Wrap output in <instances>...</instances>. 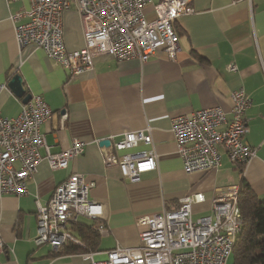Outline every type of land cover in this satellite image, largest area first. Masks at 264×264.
<instances>
[{
  "label": "crops",
  "instance_id": "obj_1",
  "mask_svg": "<svg viewBox=\"0 0 264 264\" xmlns=\"http://www.w3.org/2000/svg\"><path fill=\"white\" fill-rule=\"evenodd\" d=\"M193 6L195 12L175 21L180 46L175 60L152 55L141 63L137 58L101 55L93 68L72 75L41 47L32 43L19 47L11 14L27 9L29 0H0V84L20 74L26 93L44 97L53 115L41 131L52 152L68 148L75 138L85 142L84 152L67 168L52 169L43 160L27 180V194L0 198L4 243L0 264L85 262L80 252H60L34 241L37 201L46 203L73 172L96 182L89 198L102 205L100 220L109 227L103 245L100 234L96 259L106 258L103 251L117 245H137L141 229L137 220L176 207L187 193L205 195L204 201L193 205L195 219L210 216L211 200L218 190L242 178L264 198V0H193ZM146 13L154 18L152 5H147ZM28 20L23 15L16 23ZM64 38L69 49L84 46L82 19L74 5L64 14ZM231 62L236 70L228 68ZM238 88L252 99L245 117L247 139L256 146V155L241 171L221 147L218 169L187 174L172 130L173 118L215 105H222L230 118V94ZM0 102L3 115L16 116L23 100L8 87L0 93ZM132 130H144L153 139L152 145L141 142L132 150L154 149L158 155L157 169L143 173L138 182L129 181L118 166L104 163L98 141L110 135L120 139ZM92 223L80 217L67 226L80 239L77 226Z\"/></svg>",
  "mask_w": 264,
  "mask_h": 264
},
{
  "label": "built area",
  "instance_id": "obj_2",
  "mask_svg": "<svg viewBox=\"0 0 264 264\" xmlns=\"http://www.w3.org/2000/svg\"><path fill=\"white\" fill-rule=\"evenodd\" d=\"M148 4L153 8V19L147 17ZM73 5L82 19L84 46L69 49L64 38V14ZM195 10L193 0H29V7L12 13L11 19L20 48L35 44L76 75L93 68L95 58L101 55L117 60L137 58L141 63L152 55L175 60L180 49L175 21ZM23 15L29 20L16 23ZM228 68L236 70L237 65L231 62ZM6 88L8 81L0 84V93ZM230 98V118L222 105L173 118L172 130L187 174L218 169L221 147L239 166L256 155V146L247 139L245 117L252 99L243 88L233 90ZM52 115L53 109L41 94H33L28 102H23L16 116L3 115L0 102V198L5 194H27V180L41 161H47L52 169H65L84 152L85 142L76 138L68 148L51 151L41 125ZM107 139L110 143L102 145L104 163L118 166L129 181L138 182L143 173L157 169L154 149L132 150L141 142L152 145L150 133L132 130L120 139L114 135ZM95 185L83 173L73 172L55 187L46 203L37 201L35 243L50 244L56 250L67 242L83 245L67 224L80 217L100 219L102 205L89 198ZM240 191V183L220 188L211 200L212 214L196 219L193 205L204 201L205 195L187 193L176 207L163 208L137 220L141 228L137 245L105 250L104 259L95 258L98 251L81 252L83 264H234L230 257L243 226ZM108 228L101 221L96 229L103 235L109 232ZM3 246L0 240V249Z\"/></svg>",
  "mask_w": 264,
  "mask_h": 264
},
{
  "label": "trees",
  "instance_id": "obj_3",
  "mask_svg": "<svg viewBox=\"0 0 264 264\" xmlns=\"http://www.w3.org/2000/svg\"><path fill=\"white\" fill-rule=\"evenodd\" d=\"M175 30L177 31L176 24ZM240 168L243 171V166ZM240 184L239 206L243 226L237 235L231 260L234 264H264V198L256 194L246 179L242 178ZM100 222V219H96L90 226H77L83 245L67 242L58 250L68 253L99 250L100 233L96 228Z\"/></svg>",
  "mask_w": 264,
  "mask_h": 264
},
{
  "label": "water",
  "instance_id": "obj_4",
  "mask_svg": "<svg viewBox=\"0 0 264 264\" xmlns=\"http://www.w3.org/2000/svg\"><path fill=\"white\" fill-rule=\"evenodd\" d=\"M8 87L15 93L19 98L22 97L23 102H28L32 94L26 93V89L23 85V78L20 74H15L8 81ZM110 141L108 139H103L99 142L100 145H108Z\"/></svg>",
  "mask_w": 264,
  "mask_h": 264
},
{
  "label": "rangeland",
  "instance_id": "obj_5",
  "mask_svg": "<svg viewBox=\"0 0 264 264\" xmlns=\"http://www.w3.org/2000/svg\"><path fill=\"white\" fill-rule=\"evenodd\" d=\"M105 243H106V238H105V236L103 235V236H102V245L105 244ZM230 262H232L231 257H230Z\"/></svg>",
  "mask_w": 264,
  "mask_h": 264
},
{
  "label": "bare ground",
  "instance_id": "obj_6",
  "mask_svg": "<svg viewBox=\"0 0 264 264\" xmlns=\"http://www.w3.org/2000/svg\"><path fill=\"white\" fill-rule=\"evenodd\" d=\"M35 239V238H34Z\"/></svg>",
  "mask_w": 264,
  "mask_h": 264
}]
</instances>
